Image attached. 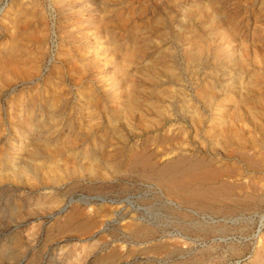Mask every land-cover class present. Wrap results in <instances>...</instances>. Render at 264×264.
<instances>
[{
	"label": "rangeland",
	"instance_id": "1",
	"mask_svg": "<svg viewBox=\"0 0 264 264\" xmlns=\"http://www.w3.org/2000/svg\"><path fill=\"white\" fill-rule=\"evenodd\" d=\"M0 264H264V0H0Z\"/></svg>",
	"mask_w": 264,
	"mask_h": 264
},
{
	"label": "bare ground",
	"instance_id": "2",
	"mask_svg": "<svg viewBox=\"0 0 264 264\" xmlns=\"http://www.w3.org/2000/svg\"><path fill=\"white\" fill-rule=\"evenodd\" d=\"M242 157V156H241ZM183 159V158H182ZM181 159V160H182ZM180 160V161H181ZM192 160V159H190ZM197 160V159H196ZM203 160V159H202ZM188 161V160H187ZM174 163V162H173ZM180 164V163H179ZM185 165V164H184ZM189 165V164H188ZM209 165V164H208ZM212 165V164H211ZM142 166V165H141ZM175 166V165H174ZM179 166V165H178ZM181 166V165H180ZM210 166V165H209ZM176 167V166H175ZM183 167V166H182ZM204 168L201 171H197L198 169ZM207 166L204 165L203 161H199L196 162L194 164H191L187 167L186 171L187 173L189 172L191 174V176L188 178V180H185L187 182V184H190L189 182H193L195 181V179L199 178V176H201L202 173L205 174V177L208 176L207 178H210L213 175H217V171L215 170H211V169H206ZM167 169V168H165ZM185 170V169H183ZM174 171V170H171ZM178 171V170H177ZM185 173V175L187 174ZM172 174V173H171ZM170 174V175H171ZM180 174V173H179ZM165 174L162 170L157 171V173L155 174V180L157 182V184L159 185V187L162 189V193L163 196L165 198H167L168 202L170 204H173V206H175L174 204H177L176 208H180L182 205V202L184 201V199L182 198L183 193H184V188H182V181L180 182L176 177V176H170ZM181 175V174H180ZM221 175V174H220ZM227 175V174H226ZM179 176V175H178ZM180 177V176H179ZM221 177V176H220ZM180 179V178H179ZM215 178H213L214 180ZM219 179V178H218ZM217 180V179H216ZM153 182V181H152ZM206 183V182H205ZM214 183V182H213ZM192 184V183H191ZM194 184V183H193ZM181 185V186H180ZM189 186V185H188ZM217 187V186H216ZM221 188H225V186H220ZM202 188V187H200ZM199 188V189H200ZM184 189V190H183ZM188 190V189H186ZM204 190V189H202ZM220 191V188H207L205 191H196L195 189L190 191L189 193H187V196L190 200L191 199H202L205 201H208L212 198H214ZM185 195V194H184ZM184 197V198H186ZM173 199V200H172ZM174 199H176L177 203L174 202ZM201 200V201H202ZM197 201V200H196ZM185 203V202H184ZM212 205V204H211ZM241 206V205H240ZM239 207V206H238ZM194 209V208H193ZM217 210V209H216ZM188 212V211H187ZM210 215V214H209Z\"/></svg>",
	"mask_w": 264,
	"mask_h": 264
}]
</instances>
